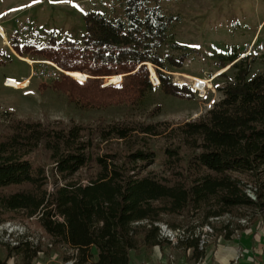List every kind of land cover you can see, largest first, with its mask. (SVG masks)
Wrapping results in <instances>:
<instances>
[{"label": "trees", "instance_id": "obj_1", "mask_svg": "<svg viewBox=\"0 0 264 264\" xmlns=\"http://www.w3.org/2000/svg\"><path fill=\"white\" fill-rule=\"evenodd\" d=\"M147 1L124 0L122 16L115 19L89 10L81 43L59 42L50 35L48 45L37 47L10 37V47L0 48V65L13 56L52 62L66 74L59 73L50 86L83 108L133 105L154 87L193 100L188 85L173 83L161 71L181 72L183 67V55L162 53L181 47L170 42L168 33L179 17ZM241 55L229 51L219 56V68L229 65L232 78L217 87L221 99L193 120L175 124L100 117L63 125L9 119L7 131L0 133V224L16 216L35 218L52 242L46 249L61 260L130 264L132 252L148 257L155 246L170 244L159 237L155 223L164 215H179L197 222L186 230L192 237L179 242L184 259L200 260L204 251L199 235L194 236L199 226L236 208L264 212V71L248 78L254 61L264 63V52ZM148 64L157 86L151 84ZM85 72L90 79L81 85L74 79L86 80ZM117 73L123 74L120 83L102 86L105 77L121 76ZM155 139L162 152L160 170L150 169ZM39 150L52 165L49 172L32 159ZM82 170L89 172L85 182L77 177ZM248 185L254 199L245 191ZM41 245L23 238L14 245L0 240V264L12 256L30 264ZM186 249L191 250L188 256Z\"/></svg>", "mask_w": 264, "mask_h": 264}, {"label": "rangeland", "instance_id": "obj_2", "mask_svg": "<svg viewBox=\"0 0 264 264\" xmlns=\"http://www.w3.org/2000/svg\"><path fill=\"white\" fill-rule=\"evenodd\" d=\"M123 1L0 0V48L10 47L9 43L6 44V40L10 37H15L21 42L14 31L19 28L25 16L35 21L47 43H49L50 35L56 36L59 42L69 39L73 43H81V36L85 33L84 14L95 9L107 18L115 19L122 16ZM147 2L150 5L158 4L165 13L179 17L169 25L168 33L170 42H176L181 47L173 51L170 47L167 51L162 50L163 54L171 52L184 56L181 72L173 71L170 75L173 83L180 85V82H187L185 76L210 79L214 75L225 73V76H217L210 83L211 89L207 91L205 97L194 96L193 100H183L164 94L158 87H154L133 105L83 108L74 102H69L62 90L52 88L51 79L35 75L30 77L33 71L36 72L41 68L55 69L52 65L42 59H35L38 57L27 56L21 59V57L13 56L4 65H0V133L7 131L9 119L12 118L38 120L45 124L61 122L63 125H69L71 122L93 123L100 117L106 121L133 119L144 122L170 121L175 124L193 120L203 116L215 102L221 99L222 93L217 87L224 84L225 77L232 78V68L229 69L228 65L219 68V56L229 51L243 52V48L253 39L256 32L258 41H264V0H148ZM81 6L83 8H80ZM3 31L6 40L3 39ZM188 60L189 63H187ZM38 61L46 64H38ZM147 68L151 77L150 69L148 66ZM55 71L57 74H66L63 70L55 69ZM263 71L264 63L258 59L252 64L248 78ZM120 75L117 79L105 77L102 86L107 83H120L123 80V74ZM23 77L27 80H20ZM89 79L90 75L84 81L74 80L85 85ZM4 81L9 87L4 85ZM152 148L156 152V160L150 169L160 170L162 152L156 139L152 141ZM32 159L35 163L44 166L46 171H50L52 165L44 152L36 151ZM88 174V171L82 170L77 177L85 182ZM52 181L49 179L47 185L49 190H52ZM247 193L251 195L250 197L254 196L251 192ZM263 216L264 212L256 209L236 208L232 214H226L218 221L213 220L214 233L208 238L210 242H206L207 244L199 249L211 257L223 239V234L229 233L232 239H239L247 229L259 231ZM7 222L24 226V231L32 237L38 238L42 235L43 230L35 218L26 219L16 216ZM7 222L0 224V240L2 241H9L16 236L17 230L8 233L10 227L6 226ZM159 223L177 224L185 230L197 225L196 221L179 215H164ZM200 228L201 226L195 230V233L202 232ZM219 231H222L220 236H218ZM46 248L42 243L43 253L33 259L30 264H59L61 259L57 256L58 254L51 253ZM158 249L165 256V261L168 258L177 264L182 259L183 248L179 246V243H165ZM12 257L13 264H24L16 256ZM148 259H150L149 256L135 255L133 252L131 254L132 264H144Z\"/></svg>", "mask_w": 264, "mask_h": 264}, {"label": "built area", "instance_id": "obj_3", "mask_svg": "<svg viewBox=\"0 0 264 264\" xmlns=\"http://www.w3.org/2000/svg\"><path fill=\"white\" fill-rule=\"evenodd\" d=\"M80 8H83V6H81ZM14 34L17 38H19L21 40L22 43H31L37 47H45L46 45H48L46 39H44L42 37V32L40 31L39 27L36 25L35 21H33L29 16H25L21 20V22L19 24V28L16 31H14ZM258 38L259 37H258V34L256 32L253 39L244 47L241 57L247 56V55L258 56L262 52H264V41H258ZM3 39L6 40L5 37H3ZM6 44L8 45V43H6ZM164 51H167V48H165ZM44 61L48 63V61H46V60H44ZM38 62H39L38 64H46V63H41L40 61H38ZM187 63H189V60ZM187 63H186V65H187ZM49 64L52 65L55 69L62 71L60 68H58L52 62ZM149 65L154 70V67L151 64H148L147 66L149 67ZM228 67H229V65H228ZM55 69L41 68V69H38L36 72L33 71L31 73L30 77L35 75L38 77H43V78L51 79V80L57 79L58 74H57V71H55ZM149 69H150V67H149ZM161 71L168 74V75H172V73H173L170 71H166L164 69H161ZM215 76L216 75H214L210 79H205L202 77L185 76L187 79V82H180V85L181 84L188 85L196 97L203 98L207 94V91L211 89V84H208V82L211 83L214 80ZM150 81H151L152 86H157L159 84V80H158L156 75H155L154 79L151 76ZM3 83H4V85L6 84L5 81ZM245 191H246V193L251 192L252 194H254V188H252L251 185H248ZM247 194L249 195V193H247ZM249 196H251V195H249ZM251 198L254 199L255 195L252 196ZM221 217L222 216L210 218L209 219L210 223H206L200 228L202 232L199 231V232L194 234V236L199 235V247L201 249L203 248L204 244L205 245L207 244L206 242H210L208 240V238L211 235H213V233H214V229H213V226L211 223H214L213 220L218 221L219 218H221ZM155 225H157L159 228V237L163 240L169 241L171 244H178L180 241L192 237L188 233V231H186L184 228H181V227L172 228V227H169L167 224H163V223H159V222H156ZM6 226L10 227V230H8V233H13V232H15V230H17L15 232L16 233L15 238L12 237L8 241L11 245L17 244L18 239L23 238L25 240L32 242L33 244L43 243L45 247H51L52 246L51 240L44 234L43 231H42L41 237L36 238V237H32V235L26 233L24 231L25 228L22 225H14L12 223L7 222ZM223 231H225V229ZM201 233H203V234H201ZM205 239H206V241H205ZM42 253H43L42 250L38 251V255L42 254ZM12 259H13V257H10L7 260L8 264H13ZM59 264H74V260L73 259L60 260ZM196 264H199V262H197Z\"/></svg>", "mask_w": 264, "mask_h": 264}, {"label": "crops", "instance_id": "obj_4", "mask_svg": "<svg viewBox=\"0 0 264 264\" xmlns=\"http://www.w3.org/2000/svg\"><path fill=\"white\" fill-rule=\"evenodd\" d=\"M2 36L5 37V32ZM7 41L8 40H6V43H8ZM241 52L242 51H239V53ZM20 80H27V78L23 77L20 78ZM231 237V235L229 238L223 237L217 248L213 251L211 257L204 254V256L198 261L192 260L191 262H187V260L184 259V253L182 251V259H180L177 264H196L197 262H199V264H264V221H262V227L259 231L255 232L254 229H247L246 233H244L239 239H232ZM158 248V246L153 248L152 253L149 256L150 259L145 260L144 264H174V262L168 258L165 261V256L161 254ZM190 253V249L185 250V256H188ZM6 264H8L7 261ZM130 264H132L131 261Z\"/></svg>", "mask_w": 264, "mask_h": 264}, {"label": "bare ground", "instance_id": "obj_5", "mask_svg": "<svg viewBox=\"0 0 264 264\" xmlns=\"http://www.w3.org/2000/svg\"><path fill=\"white\" fill-rule=\"evenodd\" d=\"M48 63H51V62L48 61ZM150 72H151V70H150ZM151 74H152V73H151ZM151 76H152V75H151ZM152 78H153V77H152ZM153 79H154V78H153ZM208 84H210V82H208ZM6 86H7V85H6ZM7 87H9V86H7Z\"/></svg>", "mask_w": 264, "mask_h": 264}, {"label": "water", "instance_id": "obj_6", "mask_svg": "<svg viewBox=\"0 0 264 264\" xmlns=\"http://www.w3.org/2000/svg\"><path fill=\"white\" fill-rule=\"evenodd\" d=\"M10 49H11V48H10ZM11 50H12V49H11ZM12 52H13V50H12ZM13 53H14V52H13ZM108 84H111V83H107V85H108Z\"/></svg>", "mask_w": 264, "mask_h": 264}]
</instances>
